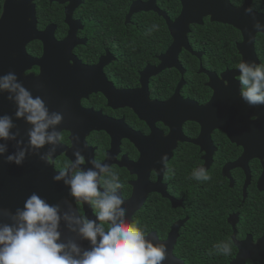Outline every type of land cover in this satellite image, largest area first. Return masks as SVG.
I'll list each match as a JSON object with an SVG mask.
<instances>
[{"label": "flooded vegetation", "instance_id": "af4514ba", "mask_svg": "<svg viewBox=\"0 0 264 264\" xmlns=\"http://www.w3.org/2000/svg\"><path fill=\"white\" fill-rule=\"evenodd\" d=\"M13 1V10L17 11L18 9H24L19 7L21 0ZM123 1L125 3L124 5L127 6V12L124 16V24L131 23L132 19L138 15L152 12L163 19L168 29V24L165 17L160 15L158 11L154 9L140 11L137 10L132 12L129 22H126V18L130 14L131 7L134 3L136 4L134 6L136 8L139 6L146 7L154 4L156 9L164 13L171 22H174L180 16L184 3L195 4L197 0H152V2L151 0ZM215 1L218 2V0H211V4L214 5V3H217ZM227 1L235 9L242 8L247 4V0ZM5 2L6 0H0V19L3 14ZM102 3L109 8L108 10H113L111 2L107 0H104V2L99 1V5ZM167 5L177 7L173 11L172 15L166 12L165 8ZM29 6H33L34 9L37 31L44 32L47 28L54 26V31L52 34L53 39L58 43L69 37L72 45L71 54L76 57L80 64L89 67L98 64L101 65L98 72V82L100 88H104L108 85H110L114 91H132L141 88V72L146 66H158L160 63L159 57L166 53L173 42V36H171L169 29L168 32L170 34L171 42L167 48H163L165 42L164 39L163 41H159L156 38L158 45L154 50L151 47H154L156 40L153 39V45L150 47L153 50V54L150 55L149 59H146V64L144 67L137 72L136 83H126L124 80L129 78L132 74L120 76L124 68L121 67V69H119L118 66L116 67L118 57L116 56L115 51L111 50L113 49L112 47H114V45H110V40L112 41L113 39L101 42L103 38L106 39V36H101V34L107 25L111 23L112 19L107 16L106 18H99L96 16L99 19L95 18V22H92L93 20L85 15L86 10L88 12L92 11L89 0H29V3L25 6V8H28ZM262 6L264 7V0L250 1V7H252L255 12L260 14H264ZM207 20L211 22L209 16L203 17L202 25ZM91 23L94 24L92 28H90ZM192 25H190V31ZM228 26H231L234 29L232 30V33L235 34L237 40L232 44L231 41L233 40V36H231V39L230 36L229 38L226 36V39L222 40H227L226 42L228 43L221 42L225 43L226 46H232L236 51L235 56L238 57V65L234 68L225 67L222 69L221 67L219 71L213 68H204L202 64L204 51L194 49L192 45L193 43L191 42V36H187V41L191 52L183 48L179 54V63L181 64L180 56L184 52L198 58L200 61L199 73L201 67L207 71V74L203 73L207 78V80L204 82V86L210 90V97L204 102H198L196 100L184 97L182 95V90L186 86V81L183 75V80L185 83L179 91V95L182 98L195 101L198 105L202 106L207 104L213 96V89L209 85L211 79L209 78L208 73H214L218 80H221L224 84V81L227 80L225 77H229L230 79L231 72L236 70L239 67V64L242 63L243 56L240 52L239 44L243 43L244 36L240 30L236 29L232 25ZM90 29L93 31L91 32ZM72 30H74L75 36H68ZM261 34L262 33L260 32L256 33L254 40V52L256 57L255 60H252V62H255L257 65H264V36H261ZM207 37L209 40L210 37ZM151 39L152 37L149 38V40ZM93 40H97V42H92ZM217 42L218 40H210V43L214 46L217 45ZM96 45L97 47H95ZM100 45H103L104 47ZM26 51L32 57H41L44 52L42 41H30L26 45ZM193 53L200 54V57ZM235 56H233V58ZM153 58L157 59V63H149V61H151ZM101 60L103 64L100 63ZM68 63L69 65H72L73 62L70 61ZM72 69L74 70L70 72H74L73 74L79 72V70L76 68ZM166 70L170 69H164L160 72H157L156 74L151 75L146 81V103L143 102L145 111H140V108L143 107H141L142 105L140 102L136 101H133V103H131V101L129 102L134 107H131L129 103H126L128 102L127 100L120 102L122 105H118L117 95L115 98L111 97L105 94L104 91L99 87L96 92L90 93L87 97H83L80 101V104L83 108L91 109L94 112H99L100 118H105L104 120L100 119L99 124L106 127V130L100 129L90 131H87L89 127L85 131L84 127L81 128V133L83 132L84 139L83 145L79 147V150H82L81 154L86 158L85 165H82L81 167L84 170L92 168L93 165L90 163L92 159L98 160L104 164H108L112 170L119 175L120 178L122 187L118 189V194L126 202V206H123V204L122 207L126 208L128 213L132 209L134 203L140 204L139 209L131 215V223H139V218L141 215H143V217L145 216V222L147 226L156 222L157 229H149L145 234L148 236L150 233H155L158 242H163L167 239L172 226L176 222L184 219H186L187 222L189 219L187 216L184 218H176L171 224H169L168 230L164 237L158 233V227H163V221L171 216L170 213L173 212V210H179V207H183L184 205L185 196L178 189V179L175 176L179 174L182 168H188L190 170V174H193L194 171L199 170L202 167L207 170L208 175L211 177L209 181L201 182L192 178L195 189L200 191L205 189V186H208L209 189H213V182L215 181L217 182L216 185L218 188L223 190H226L227 186L234 188L238 184L241 188L243 202L248 197V192L251 193L252 191L254 200L257 201L260 192L264 191L260 188V179L264 170V150L262 151V144L264 145V105L252 107L244 102L240 96V89L242 87L238 80V76L240 74L233 75V80L239 83V85H237V91L235 92L237 95L236 101L240 102V105L243 106L242 109L245 107L243 109V115L246 113L248 114V117L245 119L246 125L250 127L252 129L251 131L257 136H254L253 138L249 137V139L245 137L244 140L239 136V132L237 130L230 132L227 129L224 130V128L218 127L212 129L208 137L207 135L200 137L201 126L197 122L186 120L183 122L181 121V123L178 122L179 119L174 121L175 117H180L178 115L179 113L177 111L170 110L169 108H164L163 103L174 96L177 86L182 80V75L180 74L181 79L175 85V88L170 96L158 98L152 94L153 88L157 86V82L159 81V75ZM39 71V67L33 66L26 71V74L32 73L34 75H38ZM222 74L228 76L222 77ZM211 83L213 82L211 81ZM155 103H157V106L160 104L163 105L162 107H159L161 108L160 110L151 107V105ZM138 110L140 111L139 113L137 112ZM106 120L108 121L105 122ZM170 123L173 127H177V125L181 123L183 141L181 139L171 140L169 138L171 133ZM78 125L81 127L80 123ZM61 133L63 136L61 145L65 146L66 148H71V131L62 130ZM198 140L200 141L199 143H197ZM165 154L168 156L166 165L162 161V157ZM71 161V158L67 157L65 153H62L54 158L53 165L55 170L58 172L63 170L64 166ZM236 163L238 164L235 165ZM231 165L233 166L230 167ZM247 172L250 177V183L246 188L247 196L244 197V185L247 180ZM216 174L220 175L219 178L216 177ZM238 182H240V184ZM69 189L70 186H68V190ZM62 190H65L64 185L62 186ZM160 190L164 191L166 196L162 194ZM101 191H103V188H101ZM132 199H134V201ZM180 201V205L174 206ZM75 205L76 209H79L82 214L86 215L85 211L87 210L88 216L90 217L87 215L86 216L89 219L93 218V220H96L95 217H97V209H94L89 204H87V207L88 205L89 207L86 208V210L82 203L77 204L76 202ZM235 215H238V222L235 225L236 239L238 241H242L247 236H252L251 234H246L243 238H238L237 225L240 220V212L236 211L231 213L227 218V222L229 217ZM97 224H99V221ZM229 225L231 226L233 234V226L230 223ZM108 227L109 225H105L106 229ZM181 228L179 229V234ZM177 240L173 248V255L175 257H177L174 252ZM256 240L257 239L253 238V241ZM58 242L64 243L63 241ZM233 244L235 245L234 242Z\"/></svg>", "mask_w": 264, "mask_h": 264}, {"label": "water", "instance_id": "95a60500", "mask_svg": "<svg viewBox=\"0 0 264 264\" xmlns=\"http://www.w3.org/2000/svg\"><path fill=\"white\" fill-rule=\"evenodd\" d=\"M13 0H6L3 14L0 19V76L7 75L9 72H14L20 82L28 88L34 97H42L48 105L50 111L61 112L64 114V122L57 126V131L67 130L71 131L72 147L66 148L63 145H59L56 153L53 156V160L56 156L65 153V155L71 160H75V151L83 145V132L81 128L84 127V131L88 128L90 130H106L104 125H100L99 112H94L91 109H85L81 106L80 101L83 97H87L90 93L98 90L99 82V70L101 65H95L92 67L82 65L71 54V42L69 37L64 41L56 42L53 37L54 26L46 29L44 32L36 30V19L33 6L25 8L29 3V0H21L20 8L17 11L13 10ZM250 1L247 0V4L235 9L227 0L215 1L214 5L211 4V0H197L195 4L184 3L183 10L180 16L171 22L168 17L156 9L154 4L151 6H139L134 7V3L131 7L130 14L126 18V22L130 21L131 13L140 10H157L160 15H163L167 21L168 29L173 36V42L165 54L159 57L158 66H146L141 72L142 87L136 90H123L117 91L112 89L110 85L100 88L105 94L116 97L118 105H122L120 102L127 100L129 103L133 101L140 102L143 107V102L146 103L145 97L147 91L148 78L160 72L164 69H177L182 75V80L177 86V90L171 99L163 103L164 108L177 111L180 117L178 122L191 120L197 122L201 126V135H208L210 131L215 127L224 128V130L239 132V136L244 140L246 137L253 138V133L250 127L246 125V118L248 114L243 115V108L237 100L235 92L239 85L238 82L233 80V75H239L240 70L231 72V77H225L228 75L222 74L229 82L227 86L223 84L221 80H218L214 73H208L209 78L213 83H209L213 89V96L211 100L205 105H198L195 101L184 99L179 95V91L184 85L183 75L185 70L179 63V54L183 48L191 52L189 47L187 36L190 32V25H202L203 17H210L211 22H217L221 24L232 25L236 29L240 30L244 36L243 43L239 44L240 52L243 56L242 62L251 63L255 60L254 52V40L255 34L258 33L254 27V21L251 15L246 14L245 9L250 7ZM152 2V0H151ZM255 17L264 24V14L255 12ZM264 34V31H260ZM251 34V35H250ZM68 36H75L74 30L70 32ZM40 40L43 43L44 52L41 57L36 58L29 55L26 51V45L30 41ZM60 50V51H59ZM63 51V52H62ZM200 57V54L193 53ZM72 61V65L68 62ZM111 61V60H110ZM102 60H101V62ZM33 66L39 67L40 71L38 75L32 73L26 74V71ZM76 68L79 72L73 74L70 72ZM70 72V73H69ZM76 72V71H75ZM200 73L207 74L202 67ZM9 93H0V116L9 115L13 118L17 128H13L12 131H20L18 139H23L24 144L27 145L29 137L27 135L28 130L32 127L24 119H17L15 112L17 105L14 101L8 100ZM122 97V98H120ZM152 104V108L161 109L163 105L159 106ZM125 105V104H124ZM129 105L132 107L129 103ZM134 107V106H133ZM137 107V106H136ZM141 109V110H140ZM140 111H145V106L140 108ZM137 111L138 113L140 111ZM172 111V113H173ZM174 114V113H173ZM243 115V116H242ZM106 120L105 122H107ZM181 122V123H182ZM81 124V127L78 124ZM181 123L176 126L171 125L170 139L183 141V135L181 130ZM264 127V125H263ZM51 131V129H50ZM79 136V142L77 143L75 137ZM238 137V136H237ZM200 139V138H199ZM169 140V139H168ZM170 140V141H171ZM200 141L198 140L197 143ZM0 143H6L8 145V153L5 156L0 157V209L5 211H11L15 214L16 209L23 208L26 200L32 193H37L42 199H45L50 205L59 204L61 208V216L64 212L73 213L76 211V200L70 194V189L64 184L63 181L56 182L53 177L58 174L54 165H49L45 161L40 159V155L32 154L29 152L27 158L22 165H16L15 163L6 162V156L14 154L17 151L16 141H0ZM51 145H46L45 148L40 149V154L48 151ZM259 150V149H258ZM264 145L262 144V151ZM260 151V150H259ZM170 154V153H169ZM236 163L235 165H237ZM231 165L230 167H232ZM264 167V164H263ZM226 174V173H225ZM247 172V180L244 185V197H246V188L248 187L250 180ZM260 188L264 190V170L260 179ZM65 186V190H62V186ZM160 192L165 195L164 191ZM65 194V195H64ZM64 195V196H63ZM63 196V197H62ZM166 196V195H165ZM134 201V199H132ZM181 201L174 206L180 205ZM85 210L87 203L83 204ZM123 206H126V202ZM140 204L134 203L132 209L127 213L126 222L131 224V215L137 211ZM88 216L87 210L85 211ZM90 217V216H88ZM97 222L98 219L95 217ZM93 220V218H90ZM186 219L176 222L169 232V235L164 243L167 245L168 259L163 264H184L183 260L173 255V248L176 240L179 236V229L184 225ZM228 222L233 226L234 232L232 234L233 242L237 248L235 257L229 264H246V262H264V236H261L256 241H253L252 236H247L244 240L238 241L236 239L235 225L238 222V215L231 216ZM0 223H13L7 216H0ZM78 229V226H76ZM61 239L65 244L75 242L84 249L91 248L90 241L84 240L78 230L76 232L71 231L67 222L61 219L60 228ZM147 239H151L153 243H159L155 233H150Z\"/></svg>", "mask_w": 264, "mask_h": 264}, {"label": "clouds", "instance_id": "9594fccd", "mask_svg": "<svg viewBox=\"0 0 264 264\" xmlns=\"http://www.w3.org/2000/svg\"><path fill=\"white\" fill-rule=\"evenodd\" d=\"M257 32L264 31V24L256 19L254 9L248 7ZM153 25L152 30H158ZM251 35V34H250ZM184 69V68H183ZM238 69L241 84L240 96L249 106L264 105V65L255 62H242ZM185 70V69H184ZM228 81H224L225 86ZM7 92L8 100L17 105L15 117L24 119L32 127L28 130L29 141L25 145L18 139L20 131L9 115L0 116V141H16L17 151L6 156V162L22 165L29 152L40 155V159L53 165V156L63 136L57 126L64 122V114L50 111L45 100L34 97L32 92L19 81L14 72L0 76V93ZM51 129V131H50ZM79 142V136L75 137ZM51 145L47 152L40 149ZM82 150L75 151V160L67 163L63 170L53 177L70 186V194L77 204H89L97 209V220L89 219L79 209L64 212L61 216L59 204L50 205L37 193H32L24 207L13 214L0 209V216H7L13 223H0V264H163L168 259L167 245L153 243L147 239L144 229L138 222H126L127 209L122 207L124 200L118 194L122 187L119 175L108 164L92 159V168L84 170L86 158ZM8 153V145L0 143V157ZM167 154L162 157L166 165ZM197 181H209L211 177L205 168L192 174ZM103 188V191H101ZM67 222L68 228L87 241L91 248L84 249L75 242L59 243L61 239L60 222ZM105 225H109L106 229ZM78 226V229L77 227ZM216 251L224 255L232 252L231 241L217 244Z\"/></svg>", "mask_w": 264, "mask_h": 264}, {"label": "trees", "instance_id": "16d2710c", "mask_svg": "<svg viewBox=\"0 0 264 264\" xmlns=\"http://www.w3.org/2000/svg\"><path fill=\"white\" fill-rule=\"evenodd\" d=\"M89 1L92 11L86 10L85 15L90 17L92 22H95V18H106V16L112 19L101 34V36H106V39L103 38L101 42L113 39L110 40V45H114L115 48L111 46L113 48L111 50L115 51L118 57L116 67L124 68L120 76L132 74L124 81L136 83L137 72L144 67L146 59H149L150 55L153 54L151 48L154 50L157 48V39L159 41L165 40L163 48H167L171 42L165 22L155 13L149 12L136 16L131 23L124 24L127 6L124 5L123 0H107L112 3L113 10H108L109 8L103 3L99 5V1L104 2V0ZM175 8L177 7L167 5L165 10L172 15ZM262 9L264 10L263 6ZM153 25H158V30H152ZM93 26L94 24L91 23L90 28ZM232 30L234 29L231 26L211 23L208 20L203 25L191 26L188 36L192 38L191 42L194 49L204 51L202 60L204 68H213L219 71L221 67L222 69L225 67L234 68L238 65V57L235 56L236 51L232 46H226L225 43H222L227 41L222 40L226 39V36L228 38L230 36V39L233 36L232 44L237 40ZM90 31L93 30L90 29ZM207 36L210 37L209 40ZM261 36L264 35L261 34ZM150 37H152L151 40H149ZM153 39L156 42L154 47H151ZM211 39L218 40L216 46L210 43ZM94 41L97 42V40L92 42ZM100 46L104 47L103 45ZM233 56L235 57L233 58ZM155 62L157 63V59L154 58L149 61V63ZM180 62L186 70L184 74L186 86L182 90V95L198 102L207 101L210 97V90L204 86V82L207 80L206 75L199 73L200 61L198 58L184 52L180 56ZM180 79L181 75L178 70L164 71L159 75V81L157 86L153 88L152 94L158 98L170 96ZM175 176L178 179V189L185 196L184 205L179 207V210H173L170 213L171 216L163 221V227H158V233L164 237L169 224L176 218L186 216L189 218L180 230L174 251L184 264H229L231 262L237 253V248L232 242V230L227 218L233 212H240V220L237 225L238 238H243L246 234H251L254 239L264 236V191L258 193L257 201L254 200L252 191L251 193L248 192V197L243 202L241 188L238 184L234 188L227 186L226 190H223L218 188L215 181L213 182V189L205 186L206 188L200 191L195 189L192 174L188 168H182L179 174ZM219 176L216 174V177L219 178ZM238 183L240 184V182ZM145 220V216L141 215L139 224L145 233L149 229H157L156 222L147 226ZM229 241H231L232 248L230 255L216 251L215 246L217 244ZM246 264H264V262L248 260Z\"/></svg>", "mask_w": 264, "mask_h": 264}]
</instances>
